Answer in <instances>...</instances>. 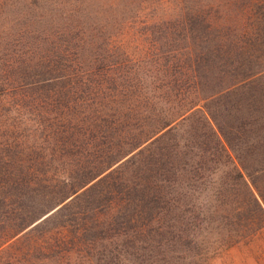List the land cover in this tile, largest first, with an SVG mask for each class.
I'll return each instance as SVG.
<instances>
[{
	"label": "rangeland",
	"instance_id": "rangeland-1",
	"mask_svg": "<svg viewBox=\"0 0 264 264\" xmlns=\"http://www.w3.org/2000/svg\"><path fill=\"white\" fill-rule=\"evenodd\" d=\"M262 65L264 0H0V78L21 74L38 84L53 78L41 93L54 89L58 95L52 106L43 98L41 106H24L20 114L4 97L0 158L13 161L9 164L36 163L37 179L69 174L73 181L111 161L94 200L91 192L82 204V214L63 228L57 226L59 219L33 228L41 217L15 236L9 234L0 241V264H180L181 252L170 249L168 234L137 233L136 222L125 223L124 217L137 213L132 202L137 201L141 160L148 165L154 160L137 150L169 128L161 129L186 103L208 95L204 89L192 91L191 73L198 75V87L214 90L223 80L214 82L211 75H239ZM256 84L264 102V77ZM258 115L240 140L252 139L259 161L255 168L264 163V107ZM37 121L53 136L22 126ZM186 136L182 131L174 135L177 141ZM90 140L92 146L84 147ZM227 170L211 167L193 182L203 188L196 196L206 206L217 205L216 196L226 199L215 191L225 183ZM232 207L218 212L222 224L235 227L196 231L199 243L183 248L188 256L182 264H264V222L234 216Z\"/></svg>",
	"mask_w": 264,
	"mask_h": 264
},
{
	"label": "trees",
	"instance_id": "trees-1",
	"mask_svg": "<svg viewBox=\"0 0 264 264\" xmlns=\"http://www.w3.org/2000/svg\"><path fill=\"white\" fill-rule=\"evenodd\" d=\"M175 28L173 31H179ZM184 29L186 27L182 24L181 30ZM177 58V55H173L175 62H178ZM212 64L210 62L208 67H212ZM223 74L211 75L214 82L223 80L222 86L212 90L211 87L208 89L198 87L197 81H194L198 75L191 73L194 84L192 91L204 89L208 95H197L195 103H186L175 119L161 127L163 129L169 125V128L163 131L164 134L155 136L147 146L145 144L137 150V155L142 156L145 152L152 155L154 160L151 165L141 160L144 162V168L138 176L137 201L132 202L134 209L137 207V213L128 219L124 217L125 223L130 220L136 222L137 233L150 229L155 236L163 237L164 234H168L170 249L181 252V256L178 257L180 264L188 256L185 255L183 248L188 246L193 248L199 243L195 239L196 231L216 232L223 230L224 226V230L227 231L228 228L235 227L229 222L221 223L223 216L218 212L219 208L225 210L223 206L234 204V207L230 208L232 215L246 216L251 218V220L247 218L250 221L264 222L262 221L264 163L260 162L259 166L254 167L253 164L259 161L253 154L252 139L242 144L240 142L261 118L258 114L264 107V102L260 100L261 94L258 92L260 89L256 87V83L264 77V65L239 75L230 71ZM183 75L185 72L181 73V76ZM52 79L46 78L38 84L37 80L26 82L21 74L2 77L0 106L4 97L10 98L14 104L13 110L18 111V114L24 112V106L29 108H34V105L41 106L43 98L52 106L50 102L56 101L57 92L54 89H46L50 91H46L44 96L41 93L45 83ZM64 106L68 107L69 103ZM56 124L60 127V124ZM192 124L198 127H193ZM22 126L41 128L43 133L53 136V131L47 129L46 124L41 121ZM19 127L20 125L16 124L13 126L15 129ZM184 128L189 131H183ZM179 131L187 132V136L177 141L174 135ZM149 138L146 137L135 147L138 148ZM70 140L73 142L72 145L75 142L79 144L77 139ZM90 146L91 140L84 145L86 148ZM255 154L259 156L258 151ZM9 162L13 161L0 158V163H3L4 167L0 170V241L9 237V234L10 238L15 236L41 217L43 218L35 223L33 228L58 219L62 223L57 226L63 228L68 220H73L83 213L82 204L91 197V192L94 193L92 194L94 200V189L104 181L106 175L102 173L111 167V161H104L96 172L85 174L73 181L69 174L58 180L47 177L37 179L36 163L31 161L26 163L22 160L10 164ZM9 166L10 171L7 168ZM211 167L229 169L224 174L225 183H218L220 187L215 191V194L226 199L221 200L216 196L217 205L206 206L196 196V190L203 188L194 185L193 182L201 181L202 174L206 170H211ZM93 180L95 181L87 186ZM52 209L54 210L50 212ZM240 226L248 228L247 224ZM6 228L12 229L10 233ZM187 234L191 238H188ZM190 263L193 264L195 261L184 264Z\"/></svg>",
	"mask_w": 264,
	"mask_h": 264
}]
</instances>
